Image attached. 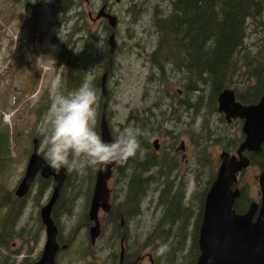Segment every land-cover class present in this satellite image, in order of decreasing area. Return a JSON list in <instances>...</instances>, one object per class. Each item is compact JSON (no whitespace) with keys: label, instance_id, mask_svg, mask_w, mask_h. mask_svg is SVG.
Returning <instances> with one entry per match:
<instances>
[{"label":"trees","instance_id":"1","mask_svg":"<svg viewBox=\"0 0 264 264\" xmlns=\"http://www.w3.org/2000/svg\"><path fill=\"white\" fill-rule=\"evenodd\" d=\"M5 1L25 5L30 9L28 15L30 22L38 18L39 7L48 6L50 15L48 25L51 28L52 43H58V46H61L59 51H62L59 55V61L63 63L59 79L61 91L67 93L77 89L86 76H91L93 85L101 97L98 120L102 112L108 120L114 99L107 81L114 76L117 64L116 51L109 53L107 41L111 31L113 37L116 36L118 26L111 30L109 25L103 23V26H98L92 31L86 11L80 8L81 0ZM98 1L99 4L108 2L106 4L108 12L110 1ZM148 1L128 0V3L123 4L126 24L132 27L139 18L142 19V15L148 13L145 6ZM122 2L120 0L117 4ZM152 11L150 20L153 29L149 30L147 35L153 40V46L144 52L143 58L141 57L146 72L144 85L140 88L141 104L124 116L123 125L119 124L121 129L129 126L139 127L146 129L151 134L150 137H153L152 119L157 120L154 108L161 109L162 104L164 109L171 108L173 115H181L183 111L198 114L202 109L206 110H203L204 113L209 114L215 108L218 92L224 87L232 88L235 99L241 104L247 105L259 99L264 88V0H159L152 5ZM116 24L119 25L118 20ZM127 32L130 41L136 38L133 31L127 29ZM100 37L104 38L103 47L100 46ZM134 45L144 50L141 45L137 43ZM80 47H83V50L75 54L74 48ZM103 73L106 77L102 95L100 80ZM169 84L170 87L174 84L172 92L167 89ZM162 87L165 88V92L158 97L157 93ZM164 109L161 111H165ZM37 111L39 112V106L34 111L38 116ZM219 118L218 131L215 128L208 129L207 119L200 123L197 130L190 129V142L197 144L196 148L200 146L201 152L205 146L212 145H219L223 150L233 149L241 139L237 134L226 135L225 122L223 118ZM9 130L5 124L0 128V264H33L39 252L32 257L31 254L41 239L40 233L43 228L39 221L38 209L43 197L51 189V181L48 178L37 177L29 192L17 198L13 194L14 189L5 186L4 179L7 178L5 172L12 165V155L19 141V133L10 134ZM174 135L176 142L178 134ZM34 136L38 139V144L44 139L42 134ZM150 137L140 138L141 147L144 149L142 157L138 155L123 165L114 164L111 171L114 183L120 187L126 184L127 199L116 208L110 207L111 210L106 214L107 220L111 223L109 253L102 261L94 260L95 257L91 256L92 260L84 264H140L138 255L145 248L152 252L150 256L154 262L164 260V264H194L198 255L196 238L201 220V203L204 195L202 189L207 178L204 180L203 188L193 192L189 204L184 202L181 183L177 186L175 195H168L162 205L163 211L159 210L160 221L156 217L153 218L155 220L151 235H142V224L134 231L130 228V219L139 215L141 198L145 193H151L154 186V177L149 176L148 183H145V174H153L151 169L156 166L153 147L149 144ZM40 155L44 158L43 151ZM207 156L210 164L212 162V167L214 158H211L210 151ZM250 158L251 166L262 169L264 144L260 153L250 154ZM67 174L50 214L51 220L56 224V242L65 246V249L58 251L57 256L69 251L74 238L73 233L78 226L90 225L86 220V205L90 199L94 169H87L85 175L75 171H67ZM142 174L145 179L140 180ZM212 174L211 168L210 179ZM123 179L124 181L126 179L125 184ZM242 187L244 189H240L241 193L234 203L237 212L242 211L240 202L244 201L246 208L249 205L250 199L245 195L246 186ZM161 192L164 194L163 190ZM80 193L84 196L85 203L75 222L78 226L70 228L68 236H65L60 229V219L73 213L72 209L80 200ZM192 203L196 208L192 209ZM161 204L159 199V205ZM118 237L126 245L121 255L117 254L119 245L115 243ZM15 242L19 243L17 248L12 247ZM163 245H167V248L161 252ZM87 246L90 247L89 243ZM20 255V259L17 260L16 257Z\"/></svg>","mask_w":264,"mask_h":264},{"label":"rangeland","instance_id":"2","mask_svg":"<svg viewBox=\"0 0 264 264\" xmlns=\"http://www.w3.org/2000/svg\"><path fill=\"white\" fill-rule=\"evenodd\" d=\"M81 1L82 4L80 8H82V11H91L94 15L96 14V6L100 1ZM109 1V11L115 15L119 24L117 25L118 28H116L115 36V61L117 64L116 70L114 76L107 81V86L110 87L114 101H112L110 108L111 114L106 122L108 123L109 133L113 138L112 140L114 141L123 131V129L119 127V124L123 125L122 121L124 116L129 111H133L138 104H141L142 98L140 97V88L142 85H144V78L146 76L145 67L143 65L144 61L141 60V57L143 58L144 52L150 50L152 48L151 46H153V40L151 37H148L147 34L149 33V30L152 31L153 29L151 23L152 21L150 20V12L153 13L152 5L156 4L159 0H149L145 5L147 7L148 13L142 15V19L139 18L136 25H133L132 27H130L131 25L126 24V13L123 11L124 8H122L125 2L128 3V0H122L123 2L120 4H115V0ZM93 8L96 10H93ZM29 12L30 9L26 8L25 5L20 6L18 4L7 3L5 0H0V128H2V125L5 124L7 127H9L10 134H15V132L19 133V141L15 145L12 155V165L8 167L5 172V176H7V178L4 179V183L5 186L8 188H13L14 191L16 189L15 187L17 182L22 177L21 175L23 173L24 167L26 166L28 154L31 152L30 149L31 141L33 139L32 137L36 138L34 136L35 134H42V137L45 138L44 131L52 96L58 90L61 91L59 79H61L60 72L63 63H61V60L59 61V44L56 42H53L54 44L52 43L53 40L51 39L50 33L51 28L48 25V20L50 18L49 8L48 6L39 7V16L33 22L28 20ZM91 26L92 31H94L99 25L91 24ZM127 29L134 32V36H136L135 39L131 41L129 40V37L127 36V34H129ZM16 42H21L19 45L22 44V47L25 42L28 44L32 42L31 47L34 56H30L29 58L35 65L32 68L34 76L32 81L33 83L35 82V85L30 82V79L24 77L23 75L26 65H22V63L24 58L27 59L25 56L26 54H22L21 57L17 58V55L12 53V48ZM135 43L141 45L144 50L140 46H135ZM61 52L62 51H60V53ZM167 89L168 91L172 92V90H174V84L171 87L169 84ZM164 92L165 88L162 87L160 92L157 93V96L160 97V95ZM38 106L39 112H37L39 115L37 116L34 111L38 108ZM163 107L164 106L161 104V109L154 108L153 111L155 117H157V120L152 119L154 133L152 139L156 138L161 146L168 145V143L172 144L171 136H173L174 132L176 131H173V126L170 125L171 123L174 126H182V121L186 122L189 120V132L190 129L197 130L200 126V123L204 119H207L208 129L211 130V128H215L216 131H218V118L217 115L213 113L214 108L210 114L204 113L206 110L202 109L201 112L195 116H193V114L186 113V119L176 120L174 119V115L171 113V108L164 109ZM162 109L165 111H161ZM212 113L213 115L211 116ZM186 114L184 112L182 113V115ZM166 116L169 118L170 123L162 121ZM212 119L214 121H212ZM175 123H181L182 125H176ZM165 127L169 129L170 136L163 132ZM234 132L235 130H233V134H235ZM185 136L188 135L179 136L178 133V139L183 138L187 143L189 141L185 139ZM178 139L176 142L173 141L172 145L177 144ZM43 140L44 139H42L38 145L39 151H42L41 146L43 144ZM203 143L206 144L205 142ZM220 149L221 147L219 145H212L208 147V151H210L213 158L217 156L216 154ZM190 157L191 156L188 149L186 154L183 156L184 167L188 168L190 165ZM95 171L96 169L94 170V173ZM256 173V167L249 166L242 173V175H237L239 183L246 186L245 191H247L248 196H250V198L252 197L253 199H255L254 197H256V192L258 191L256 180L253 178ZM94 176L92 180V188ZM126 178L128 179V176ZM114 181V178L110 176V178L106 181V184L109 189V205L110 207L116 208V206L120 205V203L124 204L125 200L127 199V192L125 189L126 179L125 181L123 179L125 184L123 187H120L119 184L114 183ZM189 187L190 189L193 187L192 182H190ZM50 190H48V192L43 197L41 206L48 200L47 198L50 195ZM192 190L194 191V189ZM79 198L80 200L72 209L73 213H71V215L67 216L66 218L64 217L60 219V229L62 234L65 236H68L70 228H76L78 226L75 222L82 211L81 209L83 208V203H85V198L81 193ZM147 198L148 197L144 198L142 203L139 205V215L137 217L133 216L130 219V228L132 231H134L136 228H139L141 224L143 225V236L147 234L151 235L152 224L155 220L153 218L156 217V219H159V212L156 213V210L158 209L157 205L155 203L150 204L149 201L145 203V199ZM89 201H91V193ZM89 201L86 205L87 213ZM27 214L28 212L26 210V215ZM97 216L98 222H100L99 235L94 238L93 243L91 245L89 243L90 237L87 233L89 226H78V228L75 229L73 233L74 238L71 242L69 251L67 253H61V255L58 254V256V252L56 253L58 260V263L56 264H84V262L92 260L91 256L95 257L94 260H104L106 254L109 253V249L111 248L109 243V237L111 235V223L107 220L108 216H106L105 212L103 213L100 211L97 213ZM88 223L90 224V222ZM40 236L41 239H39L34 251H32L31 257L33 255H37L38 252H41L42 250L41 247L44 240L43 228ZM88 243L90 247L87 246ZM115 243L116 245L117 243L119 245L117 254H119L121 248L120 243H122L124 249H126L125 242H122L120 237L115 239ZM18 246V242L12 244L13 248H17ZM85 252H87V254ZM150 252L151 251L149 248H145L139 252L138 257H140V264H150L149 260H152V264H164V260L154 262L152 256H150L152 252ZM20 257L21 255L17 256L16 259L19 260Z\"/></svg>","mask_w":264,"mask_h":264},{"label":"water","instance_id":"3","mask_svg":"<svg viewBox=\"0 0 264 264\" xmlns=\"http://www.w3.org/2000/svg\"><path fill=\"white\" fill-rule=\"evenodd\" d=\"M119 2V0H115ZM102 5L95 11L93 20L104 18L106 25L112 30L117 26L116 17L112 13L104 12ZM91 16V13H89ZM113 32L108 35L109 53L114 49ZM105 74L100 80L101 94H104ZM259 99L247 105L239 103L231 88L224 87L216 97L217 111L222 113L227 120L238 118L241 120L240 130L242 139L233 154L227 151L218 153L219 163L216 175L207 189L203 201L201 221L198 226L197 256L194 264H264V168L256 175L259 190L258 201L251 200L247 209L243 212H235L234 201L239 197L240 191L234 187L239 171L249 165L248 154H259L264 144V88ZM104 112L99 116L98 132L106 142H112L113 138L108 130ZM37 138L32 139L31 149L26 160L22 177L13 192L14 196H25L29 191L34 178H48L51 181L48 200L39 209V221L43 225L44 240L41 252L33 264H56V253L65 246L56 242V224L51 220L50 214L54 202L63 188L67 170L61 169L57 174L48 166L38 150ZM155 144V140L152 141ZM114 164L105 170L96 169L91 201H89L87 220L90 222L87 233L89 243H93L99 234L97 213L109 212V189L106 181L112 175ZM119 254H122L124 246L120 243ZM150 264H152V261Z\"/></svg>","mask_w":264,"mask_h":264},{"label":"clouds","instance_id":"4","mask_svg":"<svg viewBox=\"0 0 264 264\" xmlns=\"http://www.w3.org/2000/svg\"><path fill=\"white\" fill-rule=\"evenodd\" d=\"M103 47V37H100ZM83 47L74 48L79 54ZM86 76L82 84L67 93L58 90L51 99L41 150L49 167L87 174V169L105 170L111 164H125L144 155L141 137H150L146 129L129 126L112 142H106L97 131L100 95ZM167 245L160 249L163 252Z\"/></svg>","mask_w":264,"mask_h":264},{"label":"flooded vegetation","instance_id":"5","mask_svg":"<svg viewBox=\"0 0 264 264\" xmlns=\"http://www.w3.org/2000/svg\"><path fill=\"white\" fill-rule=\"evenodd\" d=\"M117 3H119V2H116L115 4H117ZM106 4H108V2ZM106 4H103V3L102 4H98L96 7L98 9V8H100L103 5L104 6V10L103 11L107 12L108 9L106 7ZM95 8H93V10H96ZM108 12L112 13L110 11H108ZM86 13L88 15L87 16L88 20L91 22V24H95V25L98 24L99 26H103L102 24L104 23L106 25V22H105L104 18L100 17V18H98L96 20H93V16H94L93 12L86 11ZM89 13H91V16H89ZM116 23H117V19H116ZM20 43H18V42L14 43V46L12 48V53L17 55V58L21 57L22 54H26L25 56L27 57V59L24 58L23 63H22V65H26V67L24 68L23 75H24V77H26V78H28V79H30L32 81L33 77H34L32 68H33V66H35L32 63V60L29 58L30 56L31 57L34 56V53L32 52V47H31L32 46V44H31L32 42H30L29 44L27 42H25L23 44V47H22V44L19 45ZM60 47L61 46H58V48H60ZM58 54H60V51L58 52ZM105 77H106V74H105ZM177 94L180 95V92L177 91ZM214 106H215V108H214L215 112H213V113H215L217 115V118H218V120H217L218 129L220 127V124H219L220 118L219 117H221V118H223V121L225 122L224 128L226 130V135L234 136L235 134H237L238 136H241V139H242V133H241V130H240V126H241V123H242L241 120L238 119V118L227 120L222 113H219L217 111L216 103H215ZM183 112L185 114L187 113L185 111H183ZM182 113H181V115H174V119H176V120L177 119H181V120L186 119L188 113L186 115H182ZM213 113L211 114V116L213 115ZM189 114H191V113H189ZM195 115L196 114H193V116H195ZM207 116H209V115H207ZM162 121H166L167 123H170V120H169V118L167 116ZM204 121H206V120L204 119L202 122H204ZM212 121H214V120L212 119ZM189 123H190L189 120H187L186 122L182 121L183 125L181 123H175L176 125L181 124L182 126H174L172 123L170 125L173 126V131H176V132H174V134L175 133H177V134L179 133V135H188V136H185V139L190 142V139H189L190 135H189V132H188V130H189L188 124ZM212 129H214V128H212ZM232 129L235 130V132H234L235 134H233V130ZM163 132L164 133L169 132V129H167L165 127ZM174 134H173V136H171L172 144H173V141H174V138H175ZM167 135L170 136V134H168V133H167ZM176 139H178V138H176ZM153 140H155V144L154 145L152 144ZM240 140L238 141V144L240 143ZM189 142L186 143L184 141V139L182 138V139H178V143L175 144V145H172L171 143L170 144L168 143V145H165V146L162 145L161 146L156 138L152 139V137H150L149 144H150V146L153 147L154 155H155V158H156V164H155L156 166H155V168L151 169V171L154 172L153 174H145L146 179H145V177L142 174L140 180L141 179H145V183H148L149 176H151V178L154 177L153 178L154 186H153V189H152L151 193H148V192L145 193V196H143V198H141L140 203H142L144 198L148 197L147 199H145V201H146L145 203H147V201H149L150 204L155 203L157 205V207H158V209L156 210V213L159 212V210H160V212H161V210L163 211V207H162L163 202L165 200H167V197H168L169 194H173V195L176 194L177 186H179L180 183L182 184V186H181L182 193H184V202L185 203L188 202V204H189L190 198L193 195L192 193L196 189H202L203 185H204V180H205V178H207L206 179L207 181H206V183L204 185V188L202 189V193H204L203 198H202V203H201V213H202V208H203L202 204H203L205 195L207 193L206 191L209 188L210 184L213 181V178L216 175L217 165L219 163L218 153L220 151H224L225 149L224 150L223 149L219 150V152L216 154L217 156L213 159V165L211 167L212 162L210 164L209 157L207 156L208 155V151H207L208 147L205 146L204 150L201 152V147L200 146L198 148H196L197 144H191ZM238 144L233 149L230 148V149H227L225 151H227L229 154H233L234 151L236 150V147L238 146ZM37 145H39V144L37 143ZM188 149H189V154H190L191 157H190V165L187 168V167L183 166V163H184L183 162V160H184L183 156L186 154ZM39 152H41V151H39ZM199 152H200V154H199ZM250 154H252V153L248 154L249 163L251 161ZM198 155H200V158H198ZM252 155H254V154H252ZM255 155H257V154H255ZM211 158H213V156ZM249 166H251V165L249 164L248 167ZM248 167H246L245 169L239 171L237 173V175L238 176L242 175V173ZM253 167H255V166H253ZM211 168H212V173L213 174H212V178L210 179L209 176H210ZM262 169H259V168L256 167L257 173L253 176V178H255V180H256V175ZM124 175H125V173H123L122 176H124ZM110 176H113V174L110 175ZM236 179H237V177H236ZM33 182H34V180H33ZM190 182L193 183V187L191 189L189 187ZM199 183H201V184H199ZM256 183H257V180H256ZM194 185H195V188H194ZM31 186H32V184H31ZM242 186L243 185L241 183H239V180L237 179L234 187H236L240 191V189L241 190L244 189ZM192 189H194V191ZM162 190L164 191V194H162V192H161ZM257 190H258V186H257ZM240 193H241V191H240ZM245 195L250 199L249 202H251V200H254L255 202H257L258 198H259V190L256 192V197H254L255 199H253L252 197L250 198V196H248V194H247V191H246ZM159 199H161V203H162L161 206L159 205ZM109 200H110V198H109ZM109 200H108V203H109ZM234 203H235V201H234ZM240 203H241V208H242L241 210L242 211H239V212H243V211H245L247 209L246 208V203H244V201H243V203L242 202H240ZM194 208H196V206H194L193 203H192V209H194ZM109 209H110V205H109ZM189 210H191V208H189ZM235 212H237V211L235 210ZM239 212H237V213H239ZM105 213L107 214V212H105ZM200 217H201V214H200Z\"/></svg>","mask_w":264,"mask_h":264}]
</instances>
